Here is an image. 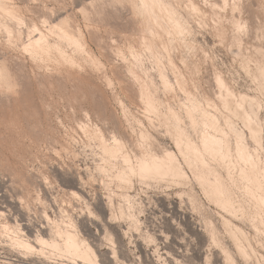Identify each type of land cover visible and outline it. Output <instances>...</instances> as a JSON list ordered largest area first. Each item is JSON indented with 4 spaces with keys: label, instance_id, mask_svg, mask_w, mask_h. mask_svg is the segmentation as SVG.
Returning <instances> with one entry per match:
<instances>
[{
    "label": "rangeland",
    "instance_id": "rangeland-1",
    "mask_svg": "<svg viewBox=\"0 0 264 264\" xmlns=\"http://www.w3.org/2000/svg\"><path fill=\"white\" fill-rule=\"evenodd\" d=\"M115 1H2L23 21L0 16V71L18 82L7 96L8 82L0 75V209L11 236L28 240L32 232L49 233L58 218L74 222V232L93 247L96 264H264V207L245 189L239 165L206 157L209 166H190L178 151L174 126L179 120L199 144L201 116L196 112L192 123L186 115L187 93L223 125L216 71L236 93L260 100L264 126V88L254 78L255 62L264 55V0H243L248 30L241 32L239 54L230 46L229 7L218 11L226 27L219 36L216 15L203 0H157L172 9L181 33L145 0ZM65 16L72 31H81L73 40L52 26ZM31 24L45 35L42 53L24 47ZM207 100L218 110L208 108ZM240 117L232 120L252 150L256 145ZM112 133L128 161L104 152L101 140L111 142ZM227 139L235 162L233 135ZM168 151L185 178L130 171L138 156ZM258 154L264 164L263 131ZM213 171L240 211L223 208L198 176ZM0 264L75 263L66 254L27 252L0 231Z\"/></svg>",
    "mask_w": 264,
    "mask_h": 264
},
{
    "label": "bare ground",
    "instance_id": "bare-ground-1",
    "mask_svg": "<svg viewBox=\"0 0 264 264\" xmlns=\"http://www.w3.org/2000/svg\"><path fill=\"white\" fill-rule=\"evenodd\" d=\"M0 0V16H6L12 20H15L18 24H22L21 15L14 9V7L9 6L7 3H3ZM115 1V0H114ZM121 0L115 1V3ZM98 2V1H97ZM113 2V1H112ZM146 4H150L152 8H156L166 15L168 22H170L174 31L177 33L182 32L181 24L179 19L172 14V9L166 6L162 7L157 0H145ZM207 3L214 14L216 15L217 22L214 23V30L219 36L225 34V25L223 24L222 15L218 14L219 10H224L229 7L231 10V17L228 22L231 27V49L234 52L241 53L244 41L242 33H246L247 24L246 21L241 17L243 9V0H203ZM114 3V4H115ZM191 7L193 10L198 11V6L191 2ZM82 10V8H80ZM100 11V10H99ZM112 12V11H111ZM53 27H58L60 31L63 32L64 37L69 40H73V33L79 35L81 33L80 29H75L72 31L70 29V22L67 16L62 18L61 24L58 25L54 23ZM7 27V26H4ZM9 30V27H7ZM29 31L27 42L24 47L31 52L42 53L45 51V45L43 44V39L45 35L36 24H31L27 27ZM10 31V30H9ZM79 45L80 41L77 40ZM264 55H262V58ZM257 60L256 72L254 75L255 80L258 83V87L264 88V64L261 60ZM135 80H138V75L134 70H129ZM1 77L8 82L7 84V96L15 93L17 91L16 87L12 88L14 85L17 86L18 82L12 75L6 74L5 71H0ZM9 77L11 80H9ZM161 80L164 85H168L167 77L160 73ZM214 81L216 84L217 92L215 93V98L220 104L222 109L226 114H223V125L219 122L217 116L201 107V103L193 98L189 93H187L188 104L186 105V115L189 117L192 123L195 122L194 114L197 112L201 116V123L203 129L201 131V136L199 144L194 142L188 135L185 134L184 130L179 125V120H175L176 131V145L178 151L182 156L183 160L190 166H194L195 163L200 162L201 166H209L206 161V157L218 158L222 161H229L234 168L239 165V175L245 178L247 184L245 189L248 191L250 196L254 201L264 207V164L260 159L258 154V149L261 147V134L264 132V126L259 117L263 106L256 97L249 96L243 93H236L231 86L225 81L220 72H214ZM11 84V86H8ZM259 87V88H260ZM141 98H145V95H140ZM207 107L214 108L218 110V107L214 101L207 100ZM99 109H103V103L99 102ZM241 115V120L249 132L250 138L255 143L256 147L252 150L249 149L248 144L245 140V135L241 130H237L232 117H238ZM224 126V127H223ZM231 134L234 139V157L235 162L229 158L230 155V143L227 136ZM111 142H107L104 139L101 140L103 150L108 155L120 154L123 161H128V154L123 149V142L112 133ZM107 142V143H106ZM130 167V171L136 170L139 174H170L173 177L180 179L186 176L182 172V169L177 162L174 154L170 151L165 152L164 156H156L154 154H148L147 156H138L136 158V167ZM202 182L206 185V188L214 195V198L220 203V205L230 212H237L241 210L240 203L232 196V192L222 186L219 177L213 171L211 176H203L202 173L198 175ZM119 180H125L123 172L117 174ZM254 185H256L254 187ZM74 194H77L76 192ZM124 195V194H123ZM126 200L129 202V196L124 195ZM123 198V199H124ZM218 203V204H219ZM111 205V201L108 202ZM132 205L128 204V208ZM103 211V210H102ZM45 214V213H44ZM0 217L4 220L0 221V231L4 235L16 243L21 249L27 252L37 251L40 253L49 254H66L68 255L75 264H87L90 261L92 264H96L97 255L93 247L81 239L75 232L74 229L76 225L72 220L69 224L65 225L58 218L54 221V229L49 233L35 232L31 234L30 239L20 238L17 234L11 236L14 231L11 229V224L5 220L6 214L0 209ZM47 222L51 221L50 218L45 214ZM1 218V219H2ZM20 231V229L18 230ZM33 241L35 244H33ZM79 262V263H78Z\"/></svg>",
    "mask_w": 264,
    "mask_h": 264
}]
</instances>
